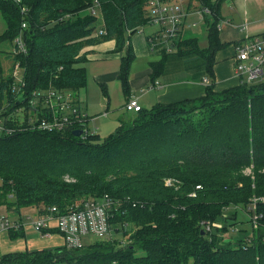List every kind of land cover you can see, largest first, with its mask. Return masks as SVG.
I'll list each match as a JSON object with an SVG mask.
<instances>
[{"label": "trees", "instance_id": "16d2710c", "mask_svg": "<svg viewBox=\"0 0 264 264\" xmlns=\"http://www.w3.org/2000/svg\"><path fill=\"white\" fill-rule=\"evenodd\" d=\"M19 1L0 0L6 22L0 44L20 38L26 48L11 57L21 69L23 86L0 68V121L5 126L19 127L18 109L27 108V95L39 88L68 91L79 105L77 96L87 80L81 50L106 40H114L115 52L121 53L117 80L129 95L135 58L130 39L149 28L150 49L148 39L160 29L151 22L148 0ZM184 1L180 37L173 45L150 49L162 52L149 63V77L151 83L159 79L164 84L206 79L203 97L141 108L103 139L96 132L75 136L74 127L50 132L29 129L26 123L16 133H0V208L13 210L21 221L20 209L41 202L35 207L39 215L54 206L62 214L70 209H62V202L107 196L120 203L115 210L112 203L109 227L115 224L111 231L117 233L133 225L129 243L116 246L114 237L102 241L107 234L80 248L63 244L7 253L0 264H264V82L214 91L215 54L225 46L219 39L221 0ZM205 7L210 13L199 18L196 11ZM86 10L99 11L100 17H79ZM190 16L194 19L187 22ZM199 23L206 27L204 46L190 31ZM247 168L254 180L244 175ZM253 197L263 201L254 205ZM230 205L261 216L251 242L221 243L225 229L213 223L223 219Z\"/></svg>", "mask_w": 264, "mask_h": 264}, {"label": "built area", "instance_id": "2783aa9c", "mask_svg": "<svg viewBox=\"0 0 264 264\" xmlns=\"http://www.w3.org/2000/svg\"><path fill=\"white\" fill-rule=\"evenodd\" d=\"M147 9L151 12V22L159 25L160 29L156 36L148 39L150 49H154L155 44L173 45L174 39L180 37V33L185 26L186 12L184 11L183 0H171L161 2L160 0H148ZM210 13L205 7L203 10L196 11L199 18L203 14ZM194 25V24H192ZM24 27L25 25L22 24ZM98 33H103L98 30ZM16 53L25 52L24 44L20 38L14 39ZM23 48V49H22ZM170 51L171 49H167ZM234 75L238 84H255L264 82V33L246 36L239 40L234 47ZM18 67V65H16ZM16 75H14L15 78ZM203 84L208 80L203 79ZM19 84L23 86L22 77L19 78ZM39 93H36L38 96ZM44 103L35 105L27 101V108L22 107L28 115L31 123H26L28 128L45 131H62L66 128H75L82 131V135L93 134L96 131L87 128L88 117L81 112L76 99L68 91L48 90L43 95ZM20 109V108H19ZM18 109V111H19ZM125 110L137 112L141 106L135 99H129L125 103ZM5 122L0 121V133L13 134L10 129H6ZM67 182H73L74 179L64 177ZM167 186H171L170 179L165 180ZM112 207L111 200L104 196L101 200H85L80 207L68 210L60 214L58 209L50 207L44 214H37L35 217H24L23 220L9 219L1 217L0 229L19 230L24 223H29L41 236L47 238L50 236L48 229H55L63 237V244L69 248H80L82 237L93 235L104 237L109 232V211ZM254 207V205H253ZM209 229V227H207Z\"/></svg>", "mask_w": 264, "mask_h": 264}, {"label": "crops", "instance_id": "0c3cea01", "mask_svg": "<svg viewBox=\"0 0 264 264\" xmlns=\"http://www.w3.org/2000/svg\"><path fill=\"white\" fill-rule=\"evenodd\" d=\"M215 1L216 0H212V2ZM219 8V39L221 42L225 43V46L219 49L215 54L213 89L216 92L238 85V81L234 75L235 44L246 36H254L264 33V0H221ZM193 19L194 17L190 16L187 22L193 21ZM202 24L203 23H199L198 25L202 26ZM93 35L96 34L94 33ZM145 35L146 33L142 31L136 33L130 39V44L135 54V58L129 71L130 92L131 89L141 90L142 92L140 94L142 95H140L139 98L146 95L151 96L150 103H152V106L155 104H168L203 97L206 86L202 82L183 81L164 84L163 81L159 79L154 83L150 82L149 63L156 60L155 58L157 56H155V58L151 57V53L153 52H151L148 47ZM81 52L85 53V63L92 62L93 60L104 63L109 60L117 59H119L120 62L121 53L115 52L114 40H106L97 44L87 45L81 50ZM137 55L145 59L144 65L139 72L134 71ZM103 69L106 68L102 65H98L97 70L95 69L94 72L92 71L95 80L112 82L117 79L119 66L116 70L110 72L108 70L102 71ZM105 82L100 83V86L106 90L107 95L104 96L102 92L100 105L101 107L109 108L110 101L106 86L104 85ZM80 93L81 92H79L77 96L78 102L80 101ZM124 97V103L122 104L124 110L125 103L129 99H137V97H132L131 93H129L128 96L124 95ZM137 103L139 104L138 100ZM79 106L82 113H84L89 121H91L87 112L84 110L88 109V105L85 104L84 109L81 107L80 103ZM141 108L143 107L141 106ZM106 114L107 112L105 111L104 114L100 115L104 116ZM135 114L136 113L133 112V117ZM120 123L121 120L119 121V124ZM35 211L36 213L34 215H37V209H35ZM20 215H22L21 211ZM12 217L14 219L17 218L14 214H12ZM9 231L10 230L0 229V256L7 253H18L26 250L31 251L56 248L63 245V237L58 233H53L45 238L27 222L24 223L21 229L14 230L15 232H19L17 236L12 237Z\"/></svg>", "mask_w": 264, "mask_h": 264}, {"label": "rangeland", "instance_id": "374dc122", "mask_svg": "<svg viewBox=\"0 0 264 264\" xmlns=\"http://www.w3.org/2000/svg\"><path fill=\"white\" fill-rule=\"evenodd\" d=\"M15 3H17L18 5L20 4L19 0H13ZM187 3V0L184 1V4ZM22 9V7H20ZM24 8V7H23ZM192 8V6H191ZM90 14L92 15H97L99 16V11L96 10H86L85 12H83L82 14H80L79 17H85V16H89ZM6 27V22L4 20V17L2 15V13L0 12V34L4 31ZM23 27V26H22ZM24 28V27H23ZM142 31V29L139 30V32ZM143 31L147 34L150 29L149 28H143ZM191 31L197 35V37L199 38V43L201 46H204L206 44V27L204 26H198L196 28L191 29ZM97 32V31H96ZM95 32V34H96ZM138 32V33H139ZM15 46H17L14 42H4L2 44H0V68L2 69V73L3 75H7V74H11V76L14 78L15 76V81L18 84L19 83V78L21 77V69L19 68V65L17 63H15L13 65V61L11 59V57L16 54V50H15ZM23 49V48H22ZM23 51H26V48H24ZM158 51V50H157ZM153 53H151V57L155 58V56H158V53L160 54L161 52H155L152 51ZM156 60H154V62H157V60H159V56L155 58ZM145 62V59L143 57H139L138 55L136 56V62H135V66H134V71L139 72V70L141 69V67H143ZM13 65V67H12ZM16 65H18V67H16ZM98 65H102L103 67H105L106 69L104 70H108L113 71L116 70L117 67L119 66V59L117 60H109L107 62H98L96 60H93L92 62H88V63H84L83 67L87 68L86 71V75H87V80H86V85L84 88H82L80 90V101L79 103L81 104V107H83L85 104L88 105V109H84L89 118L91 119V121H88L87 123V128L90 130H95L96 133L98 134L100 139H103L105 137H107L109 134H111L112 132H114L118 126H119V121L121 120V122L126 121V122H130L131 119L133 118V112H126L124 110V106L122 107V104L124 103V93L122 91L121 85L119 83V81L114 80L112 82H105V81H97L93 78L94 74H92V71L94 72L95 69L97 70ZM141 65V66H140ZM85 68V70H86ZM105 82V86L108 92V98H109V108L106 107H101L100 105V101H101V97H102V88L100 86V83ZM50 89H53V87H48V88H39L36 90H33L31 92V95H27V101L30 102V104L34 103L35 105H39L41 103H44L43 100V95ZM142 91L141 90H134L131 89V95L132 97H137V99L135 98V100L139 102V104L144 108V109H149L152 107V103H150L151 101V96L146 95L144 97L139 98L140 94ZM36 93H39L38 96H36ZM133 99V98H131ZM25 107V106H24ZM2 107H0L1 109ZM26 108V107H25ZM83 110V111H84ZM107 112L106 115L102 116L100 114H104V112ZM17 116L19 117L18 121H17V126L19 127H6V129H10L13 133H16L18 131H21L22 128L20 127L21 124L23 123H31L32 120L28 119V115L25 110L22 109V107L19 109V111L16 113ZM94 120V121H93ZM4 122V119L2 120ZM31 129L33 130V127H31ZM264 171V169H263ZM244 175L246 176H250V179H253V173L251 168H247L243 171ZM254 180V179H253ZM61 189L62 192L67 193L70 190L66 189V187L64 186H60L59 187ZM9 195V194H8ZM104 197V196H103ZM103 197L99 198L98 200H101ZM111 200V199H110ZM251 203L252 204H256L258 201H263L262 198H257V197H253L251 199ZM8 201L10 202V206L12 207L11 209H15L13 208V201H14V197L9 196ZM83 199L79 198L76 199V201H68L66 203H61L62 204V209L69 207V210H73V209H77L80 207L81 203H82ZM113 203V207L112 209H116L117 207H119L120 203L118 201H112ZM250 203V206H252V204ZM39 206H42V202L39 203L38 206H34V207H29V208H24V209H20L21 210V214L23 215V217H28L29 216H33L35 217L36 215H34L36 213L35 211V207L39 208ZM8 209V208H7ZM5 207H1L0 208V220L1 217H7L9 219H12V212L13 210H7ZM251 211V209H249ZM248 209L245 210L241 207L238 208L237 211L234 210V208L230 205L224 208V214H223V219L221 221L215 222L214 227L217 229H225V232L223 231L222 234V238H221V243L223 244H227L230 241H246V242H251L253 239V236L255 234L254 231L255 229L259 226L258 223V218H260V215H255V212L253 214V209L250 212ZM68 211V210H67ZM235 211V212H234ZM250 212V213H249ZM259 216V217H258ZM212 224V225H213ZM116 225L112 223V225L110 226V230L108 232V236L105 237L102 241L112 238L114 237L116 246L118 245V243L120 244H127L129 243V239H130V235L134 230L133 225H126L124 228H122L121 231L119 232H114L111 231V229H116L115 228ZM222 229V230H223ZM50 230H55V229H48V231ZM57 232V230H55V233ZM58 233V232H57ZM222 233V232H220ZM59 234V233H58ZM50 235H52L50 233ZM97 238L93 235H85L82 237V243L84 245L89 244V243H93L94 241H96ZM219 241V242H220Z\"/></svg>", "mask_w": 264, "mask_h": 264}, {"label": "water", "instance_id": "95a60500", "mask_svg": "<svg viewBox=\"0 0 264 264\" xmlns=\"http://www.w3.org/2000/svg\"><path fill=\"white\" fill-rule=\"evenodd\" d=\"M81 133H82L81 130H75V131H73V135H75V136H79V135H81Z\"/></svg>", "mask_w": 264, "mask_h": 264}]
</instances>
